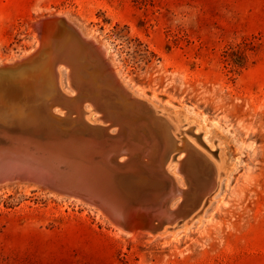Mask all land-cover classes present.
Returning a JSON list of instances; mask_svg holds the SVG:
<instances>
[{
	"label": "rangeland",
	"instance_id": "obj_1",
	"mask_svg": "<svg viewBox=\"0 0 264 264\" xmlns=\"http://www.w3.org/2000/svg\"><path fill=\"white\" fill-rule=\"evenodd\" d=\"M61 14L111 47L137 93L214 123L236 165L174 240L118 233L73 200L1 187L0 264H264V0H0V61L35 49L34 21ZM5 111L0 126L14 121Z\"/></svg>",
	"mask_w": 264,
	"mask_h": 264
},
{
	"label": "bare ground",
	"instance_id": "obj_2",
	"mask_svg": "<svg viewBox=\"0 0 264 264\" xmlns=\"http://www.w3.org/2000/svg\"><path fill=\"white\" fill-rule=\"evenodd\" d=\"M62 16L74 24L72 19ZM34 23L36 48L17 58L0 61V90L6 92H0V106L6 108L5 112L13 113L14 120L5 118L0 130L7 127V130L26 128L35 133L50 131V138L66 136L68 140L77 136L76 141L90 150L81 152L76 146L47 143L20 149V153L31 158L24 164L44 174L46 178L41 177L46 183L8 178L0 180V188L17 185L73 200L75 204L95 209L118 233L126 235L144 234L147 239L174 240L186 233L206 203L215 198L221 177L226 178L236 165L230 158L226 136L202 115L191 113L183 106L166 109L137 93L121 77L110 53L111 47L93 31L83 30L79 25L74 24L95 49H87L88 56L79 63L74 61L80 57L79 52L65 40L53 43L51 58L34 56L43 44ZM62 55L66 57L61 59ZM97 62L99 69L95 70ZM107 71L110 75L105 79L111 82L109 87L104 79L98 78ZM63 73L72 91L64 88ZM111 95L116 105L107 98ZM6 98L11 101L8 103ZM86 102L95 105L93 109ZM30 107L33 111L23 114ZM100 119L118 126V133ZM105 140L109 141L104 148ZM215 142L221 145L214 146ZM44 147L49 149L46 151L49 156H41ZM3 154L0 151V156ZM39 160L43 165L38 164ZM11 161H0V169L14 163ZM129 169L134 172L133 176L123 175ZM180 174L188 176L190 185L186 182L184 188L178 183ZM74 189L89 192L88 195L95 193L97 198H88ZM150 189L155 193L149 192ZM128 193L137 201V209L130 203L131 197L124 195ZM177 196L185 199L178 198L172 203ZM116 210L130 212L129 221H122Z\"/></svg>",
	"mask_w": 264,
	"mask_h": 264
},
{
	"label": "water",
	"instance_id": "obj_3",
	"mask_svg": "<svg viewBox=\"0 0 264 264\" xmlns=\"http://www.w3.org/2000/svg\"><path fill=\"white\" fill-rule=\"evenodd\" d=\"M34 26L36 27V29L38 31L37 32L38 36L42 39V43H43L41 48L38 49L37 51H35L33 54L34 56L37 55L38 58L42 57L45 60L51 58L53 56V54H49V53L51 52V50L53 51L52 45L57 40L58 41L65 40V41H67V43L70 42V45L74 46V50L76 52H79V56H80L76 60H74L75 62H78V63L80 62V60L82 58H84V57L86 58L88 56L87 51H89L91 49L95 50L94 47L92 46L91 42L89 40L85 39L84 37H82L80 35V33L78 32V30L76 29L75 25L68 22L65 19V17H63V16L53 15V16H46V17L40 18L34 23ZM87 49H89V50H87ZM96 50H99V52L101 51L99 48L98 49L96 48ZM77 54L78 53H76V55ZM82 54H84V56H81ZM66 56L62 55L60 58L62 59V58H65ZM103 63L105 64L106 62H103ZM104 64H103V66H104ZM94 67H95L94 68L95 70L99 69L98 62L96 63V65H94ZM97 74H99V73H97ZM97 74H96V77L98 76ZM108 74L110 75V73L107 71V74L102 73L101 76H98L99 79H104L103 81L105 82L107 87H109L111 84V82H109V81L106 82V79H105V77H107ZM74 85H76V84H74ZM115 86H116V83H115ZM109 90L112 92H115L114 90H117L120 92L121 88H119V89L115 88L114 90H112V89H109ZM94 106L95 105H93V107ZM104 124L109 125L110 123L104 122ZM109 126H110V128L111 127L115 128V134L118 133V129H119L118 126H115V125H109ZM7 129L8 128L6 127L5 130L4 129L0 130V151L5 152V154L0 156V161L3 162V161L8 159V160L14 161V163L10 164L8 167H6L4 169H0V180H5L8 178H16V179L19 178V179L29 180V181H33V182H37V183H40L39 181L44 182L43 184L46 183L45 181H42V177H41V175H44V174H41V172L38 169H34L33 167H30V166L24 164L25 160H30L31 158L28 157L27 155L24 156L23 155V154H25L24 152L20 153L19 152L20 149H28V148H32L34 145L47 143L49 145H51V144L62 145L63 144L64 146H76L77 150H80L81 152H84V151L88 152L90 150V147H88L87 145L81 146L80 143L78 141H76V140H78L77 136H74L75 139H73V140H68L69 138L66 136L65 137L61 136L60 138H57V137L50 138L52 136V133L50 131H45V133H44V131L39 132V133H35L32 131H29L26 128L12 129V130L11 129L7 130ZM97 140H102V139L97 138ZM108 141L109 140H105L106 143L103 144L104 148L107 147ZM44 150L45 151L42 152L43 154H41V156H43V155L49 156V154L46 153V151H49V149L44 147ZM10 151H12V153L9 154ZM38 162H39L38 164L43 165V163L40 162V160ZM139 162L141 164H146V162H144L143 160H140ZM35 163H37V162H35ZM128 171L129 172L124 171L123 175L129 174L128 176H133L134 172L131 171L130 169ZM14 173H16V174H14ZM103 175L104 174L102 173V176ZM135 176L138 178L137 175H135ZM45 178H46V176H45ZM137 178H136V180H139V178L138 179ZM43 180H45V179H43ZM74 190H75V192L79 191L76 189H74ZM139 191H140V189H139ZM149 192L155 193V190L150 189ZM80 193L87 195L88 198H97L95 193H91L90 195H88L89 192H86L84 190H81ZM124 195H129L131 197L130 203L132 202L133 208L137 209L138 208L137 207L138 206L137 201L135 199L133 200V197L129 193L124 194ZM107 196H109V195H107ZM184 199H185V196H182L181 201ZM115 202L116 201H114L112 203L115 204ZM113 204L110 203L111 206H113ZM162 206L163 205H161L160 208H162ZM135 212H137V211L135 210ZM116 213L120 215L122 221H129V218L131 215L130 212L116 210ZM155 223H157L159 225L161 224L160 221H155Z\"/></svg>",
	"mask_w": 264,
	"mask_h": 264
}]
</instances>
